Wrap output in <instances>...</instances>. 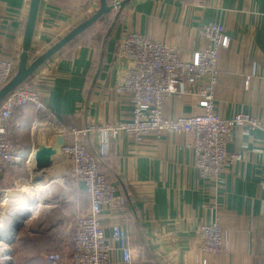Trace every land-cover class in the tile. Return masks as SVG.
Segmentation results:
<instances>
[{
    "label": "crops",
    "instance_id": "1",
    "mask_svg": "<svg viewBox=\"0 0 264 264\" xmlns=\"http://www.w3.org/2000/svg\"><path fill=\"white\" fill-rule=\"evenodd\" d=\"M30 5L31 0H0V60H15L17 67ZM100 6L101 0H41L30 62L92 17ZM118 10L80 33L28 79L35 82L42 102L66 129L131 118V94L116 91L130 66L120 52L127 34H144L188 57L207 47L202 30L211 23L224 25L232 37L231 47L221 54L217 111L226 118L249 113L264 121V0H204L201 4L194 0H132L119 14ZM164 111L173 119L200 113L197 100L189 97H172ZM38 113L33 105L15 110L13 139L25 158L7 165L0 176V227L11 233L17 219L11 210L16 204L32 203L25 189L37 188L38 179L55 203L46 205L39 215L28 213L25 240L18 238L21 231L11 233L9 259L0 251V264H48L45 257L51 249L64 255L70 250L73 205L60 197L73 186L64 175L62 158L36 172V148L49 146L59 133L51 126L50 134L47 128L39 135L35 128L41 118ZM84 139L90 153L104 162L109 181L128 200L131 246L134 253L142 252L133 264H202L197 230L211 220L222 228L223 252L209 256V264H264L263 131H233L228 152L242 155L243 160L228 163L217 182L200 176L185 135H151L142 145H135L127 134L112 141L90 132ZM65 140L70 143L73 138L67 135ZM36 201L34 205L47 204L46 199ZM79 202L81 212L89 214L90 198L84 188ZM2 207L11 213L5 214ZM116 221L108 209L103 211L107 235ZM114 256L116 264H124L119 253Z\"/></svg>",
    "mask_w": 264,
    "mask_h": 264
},
{
    "label": "built area",
    "instance_id": "2",
    "mask_svg": "<svg viewBox=\"0 0 264 264\" xmlns=\"http://www.w3.org/2000/svg\"><path fill=\"white\" fill-rule=\"evenodd\" d=\"M118 8L121 0H107ZM203 3L204 0H194ZM202 34L207 47L191 56H182L178 50L158 43L148 36L131 32L127 34L120 52L130 66L117 83L118 94H131V118L116 124L95 125L87 128L66 129L56 114L42 102L40 91L30 80L16 88L0 103V176L7 165L20 163L25 154L16 145L13 112L17 108L33 105L59 133L70 135L73 140L63 148L64 175L71 180L73 189H64L60 200L72 203V230L70 250L64 255L49 252L48 264H116L119 253L124 264H133L135 256L131 237L127 230L132 212L126 196L118 185L108 179L104 162L93 156L84 137L95 132L109 140H117L122 134L129 135L135 145H142L151 135L172 133L189 137V146L195 157V167L204 179L220 181L227 164L243 160L242 155L228 152L234 130L247 128L264 133V121L247 113L231 118L223 117L216 108L217 88L221 78V54L232 45V37L224 25H206ZM15 60H0V88L15 75ZM172 97H189L197 100L200 113L189 117L168 118L164 107ZM264 146V143H263ZM264 149V147H263ZM89 194L90 212L80 210L79 194ZM108 209L115 219L111 233L103 226V211ZM202 264H209V256L223 252V231L217 221L202 223L197 230Z\"/></svg>",
    "mask_w": 264,
    "mask_h": 264
},
{
    "label": "water",
    "instance_id": "3",
    "mask_svg": "<svg viewBox=\"0 0 264 264\" xmlns=\"http://www.w3.org/2000/svg\"><path fill=\"white\" fill-rule=\"evenodd\" d=\"M132 0H123L118 4L119 10L118 14L126 5H128ZM41 0H31L30 10L28 14V19L25 28L24 41H23V50L19 59V65L17 72L13 78L0 89V102L13 90L21 86L30 75L35 72L38 67L45 63L50 57L57 53L61 48L66 46L70 41L76 38L80 33L85 31L88 27L96 23L100 18L110 13L115 7L110 5L107 0H101V6L98 11L89 19L78 25L72 31H70L64 38L57 42L53 47L46 51L42 56L36 59L34 62H30L29 52L32 45V39L34 36V30L36 26L37 15L39 11ZM117 14V16H118ZM66 145V140L63 135H55L53 137L52 143L47 145H39L36 148L34 159H35V168L37 172H43L49 167L52 166L54 160L60 159L63 154V148ZM230 147L228 148V151ZM41 182V179H39ZM20 210H16L13 214L14 216L18 214L19 218L16 219V223L11 230L13 234L21 226L22 221L26 220V217L23 216L24 213H20ZM1 240V237H0ZM7 244L11 245L12 241L7 240ZM12 264V263H9Z\"/></svg>",
    "mask_w": 264,
    "mask_h": 264
},
{
    "label": "bare ground",
    "instance_id": "4",
    "mask_svg": "<svg viewBox=\"0 0 264 264\" xmlns=\"http://www.w3.org/2000/svg\"><path fill=\"white\" fill-rule=\"evenodd\" d=\"M30 51H31V49H30ZM29 57H30V52H29ZM19 65V64H18ZM17 69H18V67H17ZM16 72H17V70H16ZM32 75H30V77H31ZM29 77V78H30ZM28 78V79H29ZM28 79L24 82V83H26L27 81H28ZM23 83V84H24ZM4 87V86H3ZM1 89V88H0ZM14 91V90H13ZM12 91V92H13ZM9 95V94H8ZM7 95V96H8ZM6 96V97H7ZM5 97V98H6ZM4 98V99H5ZM3 99V100H4ZM2 100V101H3ZM1 101V102H2ZM0 102V103H1ZM15 113V110H14V112H13V114ZM14 123V122H13ZM49 124H51V123H49ZM49 124H44V125H39V126H37L36 127V129H37V131L39 132L38 134L39 135H42L44 132H45V129H47L48 128V125ZM53 125V124H52ZM35 129V130H36ZM57 135H63L64 136V138H65V135L64 134H61V133H58ZM67 144V143H66ZM66 146V145H65ZM229 146V145H228ZM62 157H63V154H62ZM61 157V158H62ZM33 159H34V157H33ZM34 163H35V159H34ZM36 169V168H35ZM37 172V171H36ZM41 175V174H40ZM38 176V175H37ZM36 176V177H37ZM36 183H37V188H32V189H25V190H27L26 192H28L32 197V203H30L29 205H27V206H25V205H21V206H18V208L16 209V208H14V211L15 210H20L21 212L20 213H24L25 211H27L28 213H30V212H35V215H39L40 214V212H41V210H42V208H44V207H46V205H51V204H54V201L52 200V198H51V195H50V192H49V190L46 188V187H44V186H42V185H39V179L36 181ZM25 190H23V191H25ZM28 194V195H29ZM34 199L36 200V199H38V200H40L41 201V199L42 200H45L46 199V201H47V204H46V202L44 203V206L43 205H34ZM43 202V201H42ZM39 203V204H43V203ZM49 207V206H48ZM2 229V230H1ZM0 237H1V240H0V251H1V253H3V256L5 257L6 256V258L5 259H9V248H8V245H7V240H10V239H12V234L11 233H6L5 231H4V228H0Z\"/></svg>",
    "mask_w": 264,
    "mask_h": 264
},
{
    "label": "rangeland",
    "instance_id": "5",
    "mask_svg": "<svg viewBox=\"0 0 264 264\" xmlns=\"http://www.w3.org/2000/svg\"><path fill=\"white\" fill-rule=\"evenodd\" d=\"M28 82V81H27ZM38 114H40V117L41 118H39V120H38V122L37 123H44V124H49L50 122L45 118V117H43V115L41 114V113H38ZM37 123H36V125H37ZM36 125H35V128H36ZM51 126H53L52 128L54 129V127H55V125H52V123L51 124H49L48 125V128H49V131H48V134H50L51 132H50V129H51ZM52 130V129H51ZM54 131V130H53ZM46 136H47V134H46ZM49 143H51V141L49 142ZM60 160H61V158H60ZM50 192V191H49ZM52 198V197H51ZM53 200V199H52ZM58 200V199H57ZM19 201V200H18ZM34 202H37L35 199H34ZM31 202H27V203H25V204H23V203H19V204H16L15 206H14V208H18V206H21V205H25V206H27V205H29ZM55 203V202H54ZM13 208V209H14ZM16 208V209H17ZM3 210H5L4 212H6L5 214H10L11 212L14 214L15 212H16V210L14 211V210H11V212L10 213H8V211H9V208H6V207H2L1 208V211L3 212ZM17 218H19V216H18V214H16L15 215ZM23 216H25L26 217V220L25 221H22V224H21V226L18 228V230H16L17 231V233L19 232V231H21L20 232V237H18V238H20V240H25V232H24V225L26 224V222H27V220H28V218H29V214H28V212L27 211H25L24 212V215ZM43 223H44V225L45 224H47V220H44L43 221ZM0 228H3V227H0ZM5 231V230H4ZM7 233V232H6ZM13 236V238H14V235H12ZM13 238L12 239H10L11 241L13 240ZM8 246H9V244H7ZM49 252H59L57 249H51Z\"/></svg>",
    "mask_w": 264,
    "mask_h": 264
}]
</instances>
